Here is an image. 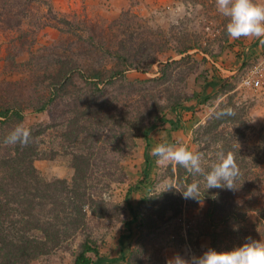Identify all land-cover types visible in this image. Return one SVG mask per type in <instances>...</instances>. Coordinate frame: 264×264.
Wrapping results in <instances>:
<instances>
[{
    "label": "rangeland",
    "instance_id": "obj_1",
    "mask_svg": "<svg viewBox=\"0 0 264 264\" xmlns=\"http://www.w3.org/2000/svg\"><path fill=\"white\" fill-rule=\"evenodd\" d=\"M227 22L216 0H0V111H21L22 127L41 129L34 167L43 183L71 182L78 169L94 196L83 231L53 227L59 244L53 232L38 237L45 253L26 264H72L84 236L101 264H182L178 257L201 255L213 232L232 233L235 218L241 234L224 242L227 251L264 240L259 216L244 211L257 205L264 215V92L241 86L243 62L233 54L253 44L229 37ZM222 109L235 123L207 134ZM171 120L179 129L165 128ZM159 144L198 153L203 173L158 164ZM232 146L250 174L234 189L207 191L204 173ZM193 182L200 201L177 191ZM170 197L180 214L157 219ZM213 199L233 200L234 215L217 213Z\"/></svg>",
    "mask_w": 264,
    "mask_h": 264
},
{
    "label": "trees",
    "instance_id": "obj_2",
    "mask_svg": "<svg viewBox=\"0 0 264 264\" xmlns=\"http://www.w3.org/2000/svg\"><path fill=\"white\" fill-rule=\"evenodd\" d=\"M50 103H54V100H51ZM35 112L41 114L44 112V108L36 109ZM221 113L229 112H226V109L216 112L213 115L214 121L207 126V134H211L214 129L222 124L232 125V123H235L232 112H230L231 115H222ZM23 121L24 116L21 111H0V264H26L28 261L43 255L45 250L41 243L39 244L37 238L44 236L46 240H49L50 232H53L54 237H56L54 247L58 245L62 235L58 231H54L53 227H63L65 228L64 231L70 232L83 231L87 209L93 203L94 197L87 186L79 184L85 179V173L78 171V169H75V177L71 182L57 180L53 183H43L41 181L34 167V161L39 158L38 139L42 135L40 128L27 129L30 136L26 144L5 143V138L14 128L22 126ZM245 122V120L242 121L247 128ZM141 134L146 141L148 137L147 130L143 129ZM145 146L146 148L149 146L148 141ZM232 148L233 146L225 153H231L234 156L239 172L236 178V181H238L242 176L246 177L250 174L253 165L246 163L243 158H238ZM82 158L84 157H81L82 162L85 164L84 167L88 169L89 158ZM51 184H57L61 187L51 189ZM211 197H213V194H211ZM163 200V204L158 206L159 211H156L158 213L156 215L157 219H162L166 213L180 214L181 210L173 207L171 197ZM154 205L151 204L152 212ZM211 205L217 209V213L228 215L229 218L236 211L231 199L219 201V203L218 200L213 199ZM244 211L257 214L261 220L260 226H264V215L257 205L255 208L254 206L246 210L244 208ZM241 217L243 216H239V218ZM135 222L136 217H132L124 223V228L128 230ZM156 222L157 220H150L148 223L150 226L156 224ZM229 224H232L230 229L233 232L230 234L225 232V235L222 236L213 232L210 236V244L204 251L208 248L217 251H227L229 249L224 242L234 240L241 234L236 229V227H239L237 218ZM35 232H38L39 236L33 235ZM228 235L230 238H227ZM89 255H93L95 260ZM99 256L98 246L89 237L84 236L80 251L72 264H101L99 263Z\"/></svg>",
    "mask_w": 264,
    "mask_h": 264
},
{
    "label": "clouds",
    "instance_id": "obj_3",
    "mask_svg": "<svg viewBox=\"0 0 264 264\" xmlns=\"http://www.w3.org/2000/svg\"><path fill=\"white\" fill-rule=\"evenodd\" d=\"M216 6L218 12L228 18L225 29L229 37L233 39L256 37L264 43V0H216ZM221 114L231 115L230 112ZM29 136L27 129L17 126L5 138V143L26 144ZM153 155L157 157V163L160 165L174 162L192 173H203L200 155L183 145L159 144L154 147ZM217 160L211 170L204 173L207 191L213 188L234 189L239 172L233 154L221 151L217 155ZM172 188L169 186L167 190ZM177 191L184 199L201 200L200 186L197 182L185 185L182 190ZM178 259L182 264H264V240L248 239L230 251L208 248L201 255L193 256L190 261L179 257Z\"/></svg>",
    "mask_w": 264,
    "mask_h": 264
},
{
    "label": "built area",
    "instance_id": "obj_4",
    "mask_svg": "<svg viewBox=\"0 0 264 264\" xmlns=\"http://www.w3.org/2000/svg\"><path fill=\"white\" fill-rule=\"evenodd\" d=\"M251 47L242 50L241 86L254 92H264V51L254 56Z\"/></svg>",
    "mask_w": 264,
    "mask_h": 264
},
{
    "label": "crops",
    "instance_id": "obj_5",
    "mask_svg": "<svg viewBox=\"0 0 264 264\" xmlns=\"http://www.w3.org/2000/svg\"><path fill=\"white\" fill-rule=\"evenodd\" d=\"M257 39L258 38H256V37H254V40H253V37H244L241 40H239L240 41L239 43L243 44V46H244V44L252 43L253 46L251 45V50H252L251 52L253 53L254 56H257V55L260 54V52L264 51V43L263 44L260 43V42L258 43ZM256 43H258V44L256 45ZM242 50L243 49L241 48V49H239L237 51L238 52L237 54L239 56L237 54H233V55L236 56L238 64H239V62H243V60H242ZM229 57H231V55ZM209 85H212V83H209ZM178 121H180V120H178ZM167 125H170L171 127L177 128V129H179L178 127L180 126V124L177 121L174 122L173 120H171L170 122L169 121L165 122V128H166ZM190 125H192V122H187V127H189ZM189 134H190V132H189Z\"/></svg>",
    "mask_w": 264,
    "mask_h": 264
}]
</instances>
